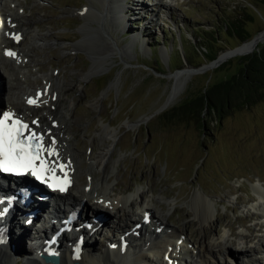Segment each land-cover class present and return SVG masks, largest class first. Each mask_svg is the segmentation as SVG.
<instances>
[{"label":"rangeland","instance_id":"rangeland-1","mask_svg":"<svg viewBox=\"0 0 264 264\" xmlns=\"http://www.w3.org/2000/svg\"><path fill=\"white\" fill-rule=\"evenodd\" d=\"M95 1L100 10L103 0ZM3 3L10 13L22 17L18 23L4 25L6 37L9 32L21 35L15 47L25 56L21 59L25 63L12 69L19 81L18 88L11 92L14 108L22 104L18 98L21 88L29 89L32 98L34 91L46 83H51L54 92H60L64 83L73 86L67 94H61V99L65 102L63 116L67 120L71 118L65 139L73 142L74 195L88 186L91 179L97 182L101 179L104 166L96 168L95 164L104 142L98 136L101 129L108 127L115 135L108 136L104 145L110 149L105 162L108 161L105 169L108 183L113 187L109 188V195L113 192L115 197L130 198L136 211L138 208L142 211V204L163 197L164 204L156 206L170 215L171 226L185 229L194 242L204 235L209 242L225 239L236 247L240 233L259 237L263 229L257 230L260 225L257 218L258 214L262 216L260 210L264 205L255 190H264V98L256 102L240 99L237 104L243 103L238 105L241 110L233 105L231 115L220 126H215L213 117L205 118L207 131L198 130L192 121L173 120L164 126L159 115L207 85L237 74L239 58L246 55L232 56L216 66L205 62V57L213 53L218 58L239 47L237 42L215 31L213 36L205 38L200 30L204 33L212 30L215 18L224 19L226 13L244 14L245 18L250 17L248 20L241 15L252 40L264 31V0H128L127 6L121 2L124 23L118 25L114 16L108 14L94 17L92 23H87L92 28L86 30L82 29L85 20L80 13L85 5H90L89 0H3ZM159 4L164 8L157 14L155 8ZM103 25L104 35L93 29L95 26L101 29ZM28 33L39 38H28ZM212 41L215 45L210 53L204 47ZM77 44L83 49L73 51ZM105 47L111 54L106 60L94 54L107 52ZM1 64L0 61V89L8 92L12 72ZM183 69L192 70L193 74L185 80L176 100L168 104L175 84L173 74ZM43 107L32 116L44 115L47 105ZM23 112L30 114L25 108ZM70 126L76 127L74 136ZM94 137L97 140L93 143ZM89 151L94 153V156L90 154L93 159L89 158ZM257 179L263 182V188ZM198 193L217 210L210 235L208 227L201 228L194 219ZM95 198L90 194L86 200L98 205L104 213L107 202L104 205L103 199ZM140 216L142 219L141 212ZM24 229L20 226L15 234L0 240V249L7 250L8 256L5 257L8 261L0 259V263L24 264L36 252L29 232L28 239L24 237L17 250L14 236L21 238ZM95 243L98 248L92 246L94 250L103 251L105 242L98 239ZM95 251L93 255H97ZM258 254L261 252L249 255ZM253 264L264 263L259 260Z\"/></svg>","mask_w":264,"mask_h":264},{"label":"bare ground","instance_id":"bare-ground-1","mask_svg":"<svg viewBox=\"0 0 264 264\" xmlns=\"http://www.w3.org/2000/svg\"><path fill=\"white\" fill-rule=\"evenodd\" d=\"M127 1L128 0H103V4L101 5V9L99 10L95 6L96 1L89 0L90 5H85L84 10L81 11L80 13L81 18L85 20V24L83 25L82 29L86 30L88 28L89 29L92 28L87 23H92L93 21L92 19L94 17L95 18H100L103 16L106 17L108 14L114 16L115 22L118 25L124 23L125 22L124 20L125 16H123L124 7L121 5V2H124L126 5ZM97 5L99 6L98 3ZM108 5H112V8H109ZM162 8H164V5L162 4L157 5V7L155 8L157 14H160L162 12L163 10ZM157 14L155 16H158ZM2 16L7 18V22L13 24L20 22L22 19V17H20V15L16 13H10V11L5 6L3 7ZM1 21L2 19L0 17V61L2 62L3 65H5V69L12 73L11 75H9L10 77L9 84L11 89L8 92L6 91L3 92L1 90L2 88L0 89V116L4 110L14 109V103H12V99H11V92H14L13 88H18L19 81L16 77L17 76L16 73H13L14 71H12V69H16L17 68L16 66L18 65L21 66L25 63L23 62V60H21L25 57L24 54H21L22 51L18 47H15L13 40L9 42V36L6 37V35L4 34V23H2ZM106 24H108V21L107 22L105 21V25ZM105 25H103L101 29L98 28L101 25H99L98 27L95 26L93 29L96 30V33H101L102 35H104V33L106 32ZM10 33L8 35H10ZM30 37L36 39L38 36H36L33 33L30 34L28 38ZM47 39L48 38L46 37L45 40ZM256 40H258V42H256ZM262 42H264V31L261 32L256 39L249 40L246 43L237 47V53L241 55H250L252 54L254 49H256ZM106 48H107V52L105 53L96 52L94 54H98L97 57L104 56V60H106L107 56H109L110 54L108 47H105V49ZM82 49L83 46L80 48V44L73 46V51L82 50ZM7 50H11V53H14L15 55L14 56L6 55L5 52ZM231 57H232L231 52L222 53L218 57L219 63L214 65L215 66L219 65L224 61H226L227 59H230ZM91 69L94 70V67H92ZM192 74L193 71L189 69H183L178 71L176 74H173V79L175 80V84L173 85V88L171 90L168 104H172L176 100V98L178 97V95L181 93V91L185 86V80L189 78ZM31 85L32 84H30V86ZM72 87L73 86H71L70 84L64 83L60 87L61 89L59 88L60 92L59 91L54 92L55 88H52L51 83H46L45 86L42 87V89L34 91L32 98L31 95L28 94L29 89L21 88V90H19L18 93V98L22 100V104L21 105L19 104V106H17L16 112L17 114L22 116V118L24 119V121L29 126V129L32 132H35L37 134L40 133L42 135L44 134L45 136L44 145L46 148L52 146L51 142L53 140L55 141V146H54L55 154L48 156V154L45 153V158L49 160L51 164L56 167L55 173L60 171V166H63V170L69 171L71 174L70 176L74 178L75 167L72 163L74 152L71 149L73 142H70L67 139H65L66 138L65 133L67 132L66 129L68 128V125L71 122L70 121L71 118L67 120V118L63 116L64 114H62V111L65 108H62V106H65V102L61 99V94L62 93H64V95L67 94L68 91L72 90ZM39 92L41 93L40 99L37 98ZM29 100L34 101V103L29 104L28 103ZM44 105H47V109H45L47 111L44 112L45 114L44 115L41 114L40 117L37 116L33 117L32 113L37 112V110L41 112V110L44 109L43 107ZM24 108L26 109V112L28 113L30 112L29 115L23 112ZM47 120H49L48 123ZM69 131L74 136L73 132H76V127L70 126ZM108 136H111L110 138H114L115 136L109 131L108 127L105 128V130L101 129L99 131L98 137L100 138V141L104 143L102 144L103 149H101L98 156L96 157L95 165L96 168H101L102 166H104L101 179H99L98 182L91 179L90 184L88 186H85L82 190L80 189L81 191L77 190L75 192L78 195H74L73 194L74 192H72L74 190H72L71 188V190L67 192L65 198L70 203H74L75 206L79 204L81 205L83 204L84 208L86 210H89L91 213H94V211H97L98 209H100V207L94 203L93 204L86 203L87 202L86 199L88 198V196L90 194L93 197L95 196L96 197L95 200L97 199V201L103 199L104 205L106 202L108 205L106 208L104 206L105 211L103 212H105V216L108 217V220L112 218L114 220L112 221L111 224L108 225H107L108 222L101 223L100 225L92 223L93 224L92 229L93 230L98 229V231L95 230L96 232H93L94 235L91 237L90 235L91 232H87L86 229L80 228L81 225L80 223L85 221V219H89V216L83 214L84 217L82 218V220L79 221L74 226L76 229L79 228L77 231H74V233L70 234L67 240H64V237H66L64 236L57 245L48 246L47 239L49 235L55 231V228L58 227L59 223H53L52 225H48V226H46L47 224H45L43 229L41 230L38 229L33 232L31 224L34 223L35 220L39 221L44 219H42V217L40 218L39 216H36V219L33 220L26 218L24 215L26 212L30 211L31 209L36 208V206H38L39 209H42L43 204H34L30 206L28 210L26 209L23 210L22 207H19L20 211L17 210L15 206L14 209H12L4 217L0 218V237L8 238L10 235L15 234L14 232L18 227L21 226V228L23 229L25 228L21 238L19 236L16 237V235L14 236L15 240L17 241V250H18L19 247L22 245V239L24 237L25 238L27 237L28 239L29 237V235L26 236V233L29 232L31 234L30 238L33 239V242L35 243L34 245L35 248L33 249L36 250V252L30 255L29 257H27L26 261H23L24 264H43L42 260H40L39 258L40 254L41 252H44L45 250L51 248H56V249L60 248V250L56 252L57 254H60L61 264H73L74 263L73 261L75 260L70 258V251L67 249L74 245L76 238L78 236H83V245L78 252L82 255L76 259L79 262V264H169L170 262L172 263L176 262L177 264H181L180 262L181 260L183 261L184 264H230V263L239 264L238 259L242 258L243 255H249L254 251L261 252L260 258L262 260V263H264V247H263L264 206L260 210L262 216L257 218L260 221V225L257 227V230L261 231L263 229V232L259 235V237L258 235L257 236L252 234L245 235L244 233H240L238 236V239L240 240L239 245L236 247H232L230 245L231 243L228 240L225 241L224 239L222 241H219L217 238L212 243L209 242L210 241L209 238H206L204 235L200 239H196V241L194 242L191 239V237L186 232H184L185 229L171 226L170 220L168 221L170 215L168 213L165 215L161 211V209L156 206V205L164 204L163 197L153 199L144 206L142 204L141 206L142 211L140 210V208H138V210L136 211L134 209V205L132 201H130V198L128 197L119 198L120 196L115 197V194L113 192H110L109 195L108 190L109 188L110 190H112L113 187H111L108 183V179H107L108 177L105 173V169L107 167L108 161L107 163L105 162L109 158L108 154L110 149L104 146L107 142ZM96 140L97 138L94 137L92 142L94 143L96 142ZM93 143L92 145L94 146ZM83 145L84 144H82V146ZM92 151H89L88 153L90 159L91 158L93 159L94 156V153ZM90 154H92L93 156L92 155L90 156ZM59 159L61 160V162L55 161ZM257 180L259 185L263 188V184H261L263 182L259 179ZM7 184L8 182L6 181L0 182V187H7ZM117 189L118 188L115 187V190ZM255 192L257 194V197L263 201V205H264V190L263 189L261 190L259 188L256 189ZM115 193L117 195L120 194L118 192ZM52 202L55 201L52 200ZM48 208L51 209V207H47V209ZM55 210H56L55 212L56 215H59V221H60L65 211L61 208V206L55 207ZM1 211L2 208H0V212ZM140 212L143 214L147 212L150 213L149 224L142 225L139 223L141 221L140 220L141 218L139 220H137V218L140 215ZM99 214L100 213H97L96 215ZM193 215H194V219L199 224L198 226H201V228L205 226L208 227L207 229L209 231L208 235H210L211 234L210 232L212 230L211 223H213V221L217 217V210L213 206V204L207 202V200L205 199L202 193H198V195L196 196V209ZM28 221L30 224L29 229L24 225V222H28ZM38 221L34 223L33 226L34 225L36 226V224L40 223V221L39 222ZM116 221H121V222L115 225ZM20 222H22V225ZM132 222H134V224L130 227ZM136 223H139L140 227L131 233L130 229ZM257 224H259V222ZM104 230H107L108 233L113 231L115 234L110 240H107L109 248L103 247V251L101 250L95 251L94 248L95 247L98 248V244L95 243V241H97L98 239L104 240L102 235H100V234H104L102 232ZM140 230H143V234L142 232L140 234ZM228 230L229 232H231L232 228L229 226ZM120 238H122L125 241V246L121 244ZM180 241H182V243L186 242L190 248V252L192 253L189 254L187 260H185L182 254L183 253L181 250L182 248L178 246ZM13 243L16 245V242L13 241ZM92 246H94V248ZM93 251H95L97 255H93L92 254ZM237 251L238 253H236ZM6 252L7 250L0 249L1 260L8 261L6 259L8 257L6 255ZM71 252H72V248H71ZM184 253L186 252L184 251ZM228 258H231V260H229ZM255 258L258 261L260 260L258 257ZM250 261L251 264L256 262V261L253 262L249 258L248 263Z\"/></svg>","mask_w":264,"mask_h":264},{"label":"trees","instance_id":"trees-1","mask_svg":"<svg viewBox=\"0 0 264 264\" xmlns=\"http://www.w3.org/2000/svg\"><path fill=\"white\" fill-rule=\"evenodd\" d=\"M241 15L245 18L244 14L231 16L230 13L224 14V19L215 18L212 30L205 32L207 35H204V31L200 30V35L208 38L210 35L213 36L215 31L220 36L225 37L227 35L230 39L237 42V46H240L252 38V33L246 28L247 23H244ZM245 19L250 20V17L247 15ZM200 45L202 46V43ZM214 45L215 41H212L204 49L212 53L211 46ZM217 56V53H213L212 56L205 57V62H212ZM239 63L240 68L236 75L231 76L228 80L220 81L213 85L209 84L201 92L185 99L178 106L162 112L159 117L163 118L164 126L173 120L192 121L198 130L207 131L208 123L205 118L213 117L215 126H217L216 124L220 126L222 121L231 115L230 109L233 105H243V103L237 104L240 99L241 102L250 100L256 102L263 99L264 44L258 46L252 54L240 57ZM253 98L257 99L254 100ZM238 110H241V107Z\"/></svg>","mask_w":264,"mask_h":264},{"label":"snow or ice","instance_id":"snow-or-ice-1","mask_svg":"<svg viewBox=\"0 0 264 264\" xmlns=\"http://www.w3.org/2000/svg\"><path fill=\"white\" fill-rule=\"evenodd\" d=\"M6 55L15 54L7 52ZM28 103L34 101L29 100ZM43 141L44 137L32 132L26 123L13 119L11 113L4 114L0 118V173L13 176L30 174L41 182L55 180L52 174L56 172V167L45 158V152L48 156L55 154V141L51 142L52 147L49 148L45 147ZM60 171H63V166H60ZM57 183L60 184L59 191L66 190L64 183ZM54 186L53 183L48 184L50 188Z\"/></svg>","mask_w":264,"mask_h":264},{"label":"water","instance_id":"water-1","mask_svg":"<svg viewBox=\"0 0 264 264\" xmlns=\"http://www.w3.org/2000/svg\"><path fill=\"white\" fill-rule=\"evenodd\" d=\"M256 38L257 36L254 39ZM256 42H258V40H256ZM230 52L232 53V56H239V55L241 56V54L237 53V48L231 50ZM211 63H212V66H215L214 64H218L219 63L218 58L212 61ZM40 258L42 259L44 264H60V260L58 257H48L44 254V255H41Z\"/></svg>","mask_w":264,"mask_h":264}]
</instances>
